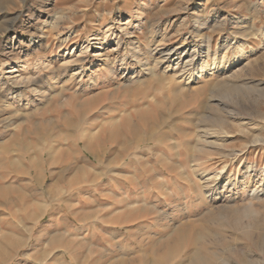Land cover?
Returning <instances> with one entry per match:
<instances>
[{
    "label": "rangeland",
    "instance_id": "374dc122",
    "mask_svg": "<svg viewBox=\"0 0 264 264\" xmlns=\"http://www.w3.org/2000/svg\"><path fill=\"white\" fill-rule=\"evenodd\" d=\"M263 176L264 0H0L1 264H70L60 244L76 264H183L199 219L248 205ZM248 214L262 242L264 200ZM221 226L215 264H264Z\"/></svg>",
    "mask_w": 264,
    "mask_h": 264
},
{
    "label": "bare ground",
    "instance_id": "6f19581e",
    "mask_svg": "<svg viewBox=\"0 0 264 264\" xmlns=\"http://www.w3.org/2000/svg\"><path fill=\"white\" fill-rule=\"evenodd\" d=\"M68 38V37H67ZM99 44H100V46H98V47H95L94 48V50H97V49H101L105 44H106V38L105 39H102V40H100L99 42H98ZM167 54V53H166ZM192 56H196V55H194V53L192 54ZM137 59V58H136ZM80 62H82V60H78V61H76V63H80ZM105 62V67H104V71H106V68H109V70L110 69H112L113 70V67L116 65V61L114 62L113 61V64H112V67H111V61H104ZM160 62V61H159ZM188 60L186 61V63H185V65L183 66V71H186L185 70V68L187 67V64H188ZM164 63V62H163ZM225 63V62H224ZM8 64V66H7V68H9V69H13V66H12V64L11 63H7ZM159 64V63H158ZM176 65H178L179 66V62L176 64ZM79 66V65H78ZM146 66V65H145ZM160 66V65H159ZM26 67V66H25ZM25 67L23 68V70L25 69ZM84 66H83V63H82V70H84V68H83ZM156 68V67H155ZM213 69H217L215 66L213 67ZM209 70H210V67H209V65H208V63H206V64H204V65H202L201 67H199L198 69H197V71L193 74H191L190 75V77H191V79H199L200 77L198 76V75H201V74H204V73H206V72H209ZM212 70V69H211ZM110 72V71H109ZM79 73V72H78ZM94 79L95 80H93L92 82H91V85H94V84H96L95 82H98L99 81V77H97V76H95L94 77ZM23 80H24V78H23ZM32 86V85H31ZM39 92V91H38ZM175 93V92H174ZM177 93H178V90H177ZM176 93V94H177ZM175 95V94H174ZM129 116V115H128ZM114 117V116H113ZM132 118H133V115L131 116ZM159 117L160 118H163L164 119V114L163 113H161V114H159ZM130 118V117H129ZM131 119V118H130ZM141 119V118H140ZM126 120V119H125ZM144 120V119H143ZM127 121H131V120H129V119H127ZM125 123H126V121H124ZM133 122V121H132ZM145 122H147V121H145ZM208 122L209 123H211V125L212 126H214L213 124H217V122L218 121H216V120H211V119H209L208 120ZM223 122V121H222ZM129 123V122H128ZM159 123V122H158ZM127 124V123H126ZM140 124V123H139ZM156 124V123H155ZM128 125V124H127ZM219 125V124H218ZM114 127V126H113ZM130 127V126H129ZM114 129V128H113ZM131 134H135L134 135V138L136 137V135L138 134V131L140 130V128L138 127V126H135V125H133L132 127H131ZM206 133V132H205ZM153 133H151V136H150V133H148L147 135L148 136H150L149 137V139L148 140H145V138H143L140 134H138V136H137V147L138 148H140L141 147V145H140V143L142 142V143H144V142H146V141H148L147 143H150V144H153V147H155L156 149H158V152L157 153H162V144H163V142H165L164 140V136L162 137H160V138H157V137H155V136H153L152 135ZM207 134V133H206ZM188 136V135H187ZM148 138V137H147ZM146 138V139H147ZM187 146V145H186ZM152 147H149V148H146V149H151ZM198 148V147H197ZM201 148V147H200ZM197 149L196 150V152H201L202 151V149L203 148H201V149ZM87 149V148H86ZM122 149V148H121ZM186 149V148H185ZM89 150V149H88ZM204 150V149H203ZM193 154V153H192ZM199 154V153H198ZM202 154V153H201ZM161 155V154H160ZM43 156V155H42ZM94 157L96 158V156L94 155ZM198 157H200V156H198ZM196 158V157H195ZM24 160L25 162H29V157L27 156V155H24L23 156V158L21 157V160ZM203 159V158H202ZM33 160V159H32ZM128 160V158L126 159V161ZM190 160V159H189ZM30 161H31V159H30ZM160 161V160H159ZM190 166L193 168V171L195 170V167H197L198 166V169L200 168V166H201V162L199 161V159L198 158H196V159H194V158H192L190 161ZM129 164V163H128ZM127 164V165H128ZM12 165V164H11ZM165 165V164H164ZM163 165V166H164ZM179 166V165H178ZM162 167V166H161ZM256 171V169H255V166H249L248 168H247V172H246V174H245V178L246 179H250L251 177L253 178V177H257L255 174H253L254 172ZM30 172V171H29ZM194 173V172H193ZM196 173V172H195ZM222 173V172H221ZM184 176V175H183ZM189 176V175H188ZM188 176H187V180H189V178H188ZM195 176V175H194ZM204 176V175H203ZM208 176V175H207ZM264 177V176H263ZM182 179V178H181ZM198 179V178H197ZM150 180V179H149ZM206 180V179H205ZM205 180H202V181H205ZM210 180V179H209ZM208 179L205 181V182H207V181H209ZM220 180V178L219 177H217L216 178V182H217V184L216 185H219L221 182H218V181ZM239 182H237V180L236 181H234V182H232V183H229V184H225V186H223L225 189H233V188H236V186H237V184H238ZM204 184V183H203ZM208 184H209V182H208ZM207 184V185H208ZM206 185V186H207ZM204 186V185H203ZM210 186V185H209ZM202 188V187H201ZM210 188V187H209ZM213 188V187H212ZM203 189H204V187H203ZM208 189V188H207ZM244 189H250V191L248 192V196H249V198L251 199V201L248 203V205H245V206H243V207H241V206H235V207H229L228 209L226 208V209H218V211L217 212H213L212 210H209L207 213H205L204 215H203V217L201 218V219H199V221L200 222H205L206 224H208L211 228L210 229H207V226H205V225H203V226H199V227H197V225H194V227H195V238H194V243H195V249H193V250H191V252H190V254H189V257H188V259H187V261L186 262H184L183 264H215V262H214V260H213V257L214 256H217V255H215V253H214V247H213V243L212 242H210L209 240H211L212 238H213V231L211 230L212 228H215V231H217V230H219V227L222 225V226H224V227H226V229H229V230H232L233 232H239L240 230V234H239V236H240V239H241V237H242V240L243 241H245L246 243H247V245L246 246H251V244L252 243H254L257 239H258V242H257V244H256V247H261V248H263L264 249V239H263V241L261 242V240H262V234H258V238H256V237H254L253 238V236H252V233H253V229H254V226L252 225V224H250V223H248L246 226H245V224L244 223H242L243 221V218L245 217V218H248V219H250V216H249V214H248V212H251V210H253V207H254V201H257V202H261V201H263L264 199V188H261V186L260 187H253V186H251V185H245L244 186ZM213 193V191H211L209 194H212ZM217 194V193H216ZM209 196V195H208ZM135 205V204H134ZM132 207V206H131ZM60 208V207H59ZM48 210L49 209H47V210H45V211H43L42 210V212H41V214L39 215V216H37L38 217V219H41L43 216H45L47 213H48ZM138 211V210H137ZM139 211H143V212H147L148 210L146 209V208H140L139 209ZM54 216H55V212L54 213H52ZM128 214H130V212L128 213ZM131 216V215H130ZM129 216V217H130ZM71 221H72V223H73V225H77V224H79V223H77V222H79L80 221V219L79 218H76V217H74L72 214H71ZM122 217V216H121ZM38 219H36V222H38L39 220ZM120 219V218H119ZM129 220V219H128ZM116 221H118V220H116ZM199 221H196V222H199ZM112 222V221H111ZM121 222V221H120ZM124 222V221H123ZM113 223H114V221H113ZM128 223H130L129 221H128ZM111 224V223H110ZM115 224V223H114ZM127 224V223H126ZM113 225V224H112ZM125 225V224H124ZM116 226H118V225H116ZM120 226H122V225H120ZM216 226H219V227H217L216 228ZM222 226H221V228H222ZM177 229V228H176ZM179 229V228H178ZM188 229V228H187ZM192 229V228H191ZM174 232V231H173ZM178 232V231H177ZM182 232V231H181ZM190 234V233H189ZM10 236V235H9ZM171 236V235H170ZM9 238L10 237H7V236H5V240L8 242V243H12L11 245H16V242L17 241H9ZM169 239H171V238H169ZM174 239H176V238H174ZM207 240H208V242H210L211 243V245H210V247L207 245ZM224 240H226V239H224ZM164 242V241H163ZM224 242V241H223ZM249 242H250V244H249ZM53 243V242H52ZM245 243V244H246ZM20 244V243H19ZM54 244H56V242L54 241ZM176 244V243H175ZM224 244H226V242H224ZM159 245V244H158ZM172 245V244H171ZM183 245V244H182ZM157 246V245H156ZM59 248H61L62 250H63V252H62V257L63 258H65V259H69L70 260V264H76V262H75V256L73 257V255H72V252H71V249L69 250V249H67V247H63V245L61 246V244L58 246ZM156 248V247H155ZM229 249V248H228ZM177 250V249H176ZM165 251V250H164ZM175 251V250H174ZM220 251V250H219ZM234 254H235V252H236V250H235V248L234 249H232L231 250ZM163 253V252H162ZM165 253V252H164ZM237 253V252H236ZM187 254V253H186ZM185 254V255H186ZM238 254V253H237ZM180 255V254H179ZM239 256H241V258H242V260L244 261V263L243 264H256V263H254L255 261H253V263H251L250 262V257L249 256H246V255H242V254H238ZM5 256H6V253H5V250L2 248V247H0V260L1 259H3V258H5ZM177 257H178V255H177ZM180 257H183L184 258V256H180ZM179 257V258H180ZM246 257L249 259V260H247L246 259ZM166 259H167V257H166ZM145 260V259H144ZM1 261H3V260H1ZM148 261V260H147ZM166 261V260H165ZM252 261V260H251ZM153 262V260L151 261V263ZM145 263H148V262H146V260H145ZM150 262H149V264H151ZM1 264V263H0ZM122 264V263H121ZM136 264V263H135ZM144 264V263H143ZM155 264V263H154ZM157 264H159V263H157Z\"/></svg>",
    "mask_w": 264,
    "mask_h": 264
}]
</instances>
